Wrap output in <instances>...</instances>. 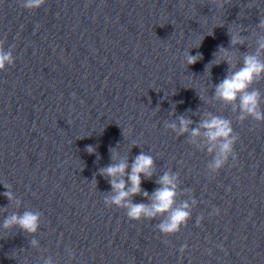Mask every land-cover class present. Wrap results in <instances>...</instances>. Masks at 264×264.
<instances>
[{
	"label": "water",
	"instance_id": "1",
	"mask_svg": "<svg viewBox=\"0 0 264 264\" xmlns=\"http://www.w3.org/2000/svg\"><path fill=\"white\" fill-rule=\"evenodd\" d=\"M260 18L264 0H46L32 11L0 0V41L15 56L0 71V264H264V122H241L213 98L226 62L206 71L230 48L229 28L247 37L228 53L242 66ZM189 49L202 59L187 68ZM253 87L264 96V81ZM205 112L230 119L239 137L219 173L206 149L164 127L181 115L195 127ZM110 147L129 164L153 156L155 175L141 185L150 195L164 173L178 175L177 204L196 201L186 227L165 236L162 218L133 221L104 203L111 185L98 172ZM28 209L42 213L34 237L3 230L7 214Z\"/></svg>",
	"mask_w": 264,
	"mask_h": 264
},
{
	"label": "clouds",
	"instance_id": "2",
	"mask_svg": "<svg viewBox=\"0 0 264 264\" xmlns=\"http://www.w3.org/2000/svg\"><path fill=\"white\" fill-rule=\"evenodd\" d=\"M226 2L227 0H213L217 8H223ZM19 4L32 11L44 6L46 0H19ZM256 29L252 33L254 50L243 53L242 66L233 70L235 66L228 53L234 46L248 45L247 37L241 35L242 32L234 34L230 28L228 29L230 48L220 46L214 53V59L206 65V71L210 65L211 68L225 62L229 65L227 75L220 83L214 85L213 98L223 105L230 106L232 112L237 114V119L241 122L249 117L258 122H264V109L261 107L264 96L258 88L253 87L254 84L264 81V18H260ZM4 44L5 41H0V71H6L8 66L15 65L13 51L11 49L6 51ZM12 47L14 48V46ZM199 47L200 45L193 48ZM191 49L186 51L183 56V62L187 68L202 59V54L199 52L192 55ZM221 52L225 54L224 58L217 63L218 54ZM199 97L202 100L200 95ZM175 107L176 105L173 104L171 115L175 114ZM155 110L160 109L157 107ZM193 123L194 121L181 115L177 117L176 121H165L164 127L171 129L178 136L188 135L192 144L203 150L206 149L208 154L213 157L208 163L209 170L212 173H219L228 164L230 158H236L235 144L239 137L234 132L232 121L212 112H205L195 127H192ZM85 150L89 154L96 152V148L92 145H87ZM109 152L112 163L100 168L98 172V175L103 176L111 185V191L104 196V203L108 207L115 206L124 209L127 217L133 221L162 218L156 228L165 236L176 234L182 227L187 226L192 215V205L196 204V201L193 200L191 204L188 201L177 204L178 175L170 172L164 173L156 181L159 187L150 195L142 189L141 185L142 178L151 179L155 175L153 156L141 152L129 164L128 156H121L118 147H110ZM92 181L97 186L95 178ZM3 185L7 189L4 193L5 197L11 204L14 203L17 209H21L22 201L15 196L11 186L6 183ZM137 195H142L150 202L135 203L132 198ZM0 209L8 213V207H0ZM216 214H219V209H216ZM41 218L42 213L38 210L12 211L3 220L2 227L5 231L11 232L18 229L19 232L34 237L40 231ZM202 220L201 216L198 225ZM30 246L39 249L40 241L33 238L30 240ZM186 248L187 245H184L180 249L181 253ZM209 254H211L210 251ZM74 255L75 253L69 249V256L74 257ZM43 264H55V261L49 256L43 259Z\"/></svg>",
	"mask_w": 264,
	"mask_h": 264
}]
</instances>
